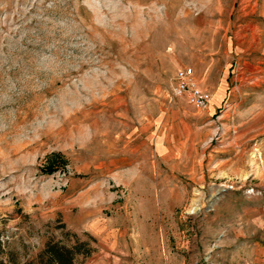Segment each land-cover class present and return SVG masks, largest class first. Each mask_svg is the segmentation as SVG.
<instances>
[{"label": "rangeland", "instance_id": "rangeland-1", "mask_svg": "<svg viewBox=\"0 0 264 264\" xmlns=\"http://www.w3.org/2000/svg\"><path fill=\"white\" fill-rule=\"evenodd\" d=\"M76 240L264 264V0H0V264Z\"/></svg>", "mask_w": 264, "mask_h": 264}, {"label": "trees", "instance_id": "trees-1", "mask_svg": "<svg viewBox=\"0 0 264 264\" xmlns=\"http://www.w3.org/2000/svg\"><path fill=\"white\" fill-rule=\"evenodd\" d=\"M92 252V248L86 241L76 240L73 246H67L61 241H48L36 257L25 264H80L78 258L84 260Z\"/></svg>", "mask_w": 264, "mask_h": 264}, {"label": "built area", "instance_id": "built-area-1", "mask_svg": "<svg viewBox=\"0 0 264 264\" xmlns=\"http://www.w3.org/2000/svg\"><path fill=\"white\" fill-rule=\"evenodd\" d=\"M172 95L184 98L190 106L199 110L206 109L210 102L209 93L198 85L193 70L187 67L176 71Z\"/></svg>", "mask_w": 264, "mask_h": 264}, {"label": "crops", "instance_id": "crops-1", "mask_svg": "<svg viewBox=\"0 0 264 264\" xmlns=\"http://www.w3.org/2000/svg\"><path fill=\"white\" fill-rule=\"evenodd\" d=\"M215 106H216L215 103L211 101V102H209V105L206 108V110L211 112L214 109Z\"/></svg>", "mask_w": 264, "mask_h": 264}]
</instances>
